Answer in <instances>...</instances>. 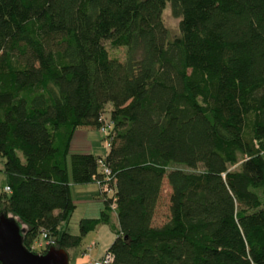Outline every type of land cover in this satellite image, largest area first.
<instances>
[{
    "label": "trees",
    "instance_id": "obj_1",
    "mask_svg": "<svg viewBox=\"0 0 264 264\" xmlns=\"http://www.w3.org/2000/svg\"><path fill=\"white\" fill-rule=\"evenodd\" d=\"M105 120V158L71 152ZM0 155V213L30 250L77 248L116 212L108 264H264V0H0ZM71 182L105 199L78 235L60 234Z\"/></svg>",
    "mask_w": 264,
    "mask_h": 264
},
{
    "label": "rangeland",
    "instance_id": "obj_2",
    "mask_svg": "<svg viewBox=\"0 0 264 264\" xmlns=\"http://www.w3.org/2000/svg\"><path fill=\"white\" fill-rule=\"evenodd\" d=\"M164 20L172 36H178L180 34L179 23L180 19L176 18L168 7L164 11ZM110 55L117 57L120 60L126 58V48L124 47H112L110 43H107ZM111 111V110H110ZM108 109V113L110 112ZM110 121V116L106 117ZM109 124V122H106ZM111 123V122H110ZM75 136L77 140L72 141V145L83 146L82 150H93L97 155L105 158L108 151V142L106 141V132L102 128H78ZM73 148L71 152H73ZM102 163V161H101ZM104 163V162H103ZM105 166V165H104ZM238 168V165L232 166V169ZM106 172V171H105ZM70 177L71 175V164H70ZM7 176L4 171V158L0 155V195L4 192L5 185L7 184ZM97 191H92L91 188H96ZM101 187L99 184H75L71 182V191L76 207L71 212L69 218L64 221L60 226V234L67 231L71 234H80V220L83 218H95L100 217L102 210L105 208V199L100 191ZM112 192V191H111ZM110 195L112 196V193ZM170 193L171 187L167 179L164 183V190L162 193L161 204L158 209L157 222L162 223L169 217L170 207ZM4 194H7L4 192ZM2 194V195H4ZM4 200H0V210L4 209ZM6 201V200H5ZM10 216L14 214L9 212ZM15 216V215H14ZM18 218V217H17ZM19 219V218H18ZM20 221V220H19ZM21 223V227L24 232L26 226ZM118 220L115 213L112 214L111 223H101L95 230L89 232L83 239L81 245L77 248L68 250L70 253V264H93L96 260L103 259L107 254L111 244L117 237ZM52 241H56L55 237L50 234ZM40 242L43 245L40 246ZM47 239L43 236L39 241L35 243V248L32 249L35 253H45L47 250L45 247ZM55 243V242H54ZM51 247V246H50Z\"/></svg>",
    "mask_w": 264,
    "mask_h": 264
},
{
    "label": "water",
    "instance_id": "obj_3",
    "mask_svg": "<svg viewBox=\"0 0 264 264\" xmlns=\"http://www.w3.org/2000/svg\"><path fill=\"white\" fill-rule=\"evenodd\" d=\"M17 216L0 213V262L2 264H70V253L51 246L45 253H35L24 245L23 228Z\"/></svg>",
    "mask_w": 264,
    "mask_h": 264
},
{
    "label": "built area",
    "instance_id": "obj_4",
    "mask_svg": "<svg viewBox=\"0 0 264 264\" xmlns=\"http://www.w3.org/2000/svg\"><path fill=\"white\" fill-rule=\"evenodd\" d=\"M109 125L108 124H106L102 129L103 130H105V132L106 131H108V129H109ZM103 167H104V169H105V171L107 172V173H110V170H109V168H107L106 166H104L103 165ZM107 192H111L110 190H109V188H108V185H105L104 187H103ZM5 190L7 191V192H11V186L8 184L6 187H5ZM112 194H113V192H111ZM110 194V193H109ZM44 238L45 239H47V243H46V245H45V247L46 246H48V245H50L49 243H50V241H49V239H48V235H47V233H45L44 234ZM40 244V246H42L43 245V242H40L39 243ZM114 260V255L111 253V252H107V254L105 255V257L103 258V259H100V260H96L93 264H108V263H110V262H112Z\"/></svg>",
    "mask_w": 264,
    "mask_h": 264
},
{
    "label": "crops",
    "instance_id": "obj_5",
    "mask_svg": "<svg viewBox=\"0 0 264 264\" xmlns=\"http://www.w3.org/2000/svg\"><path fill=\"white\" fill-rule=\"evenodd\" d=\"M82 128H95V127H82ZM78 131V129L75 131L74 133V136L72 138V141L77 140V137L75 136L76 132ZM73 148V152H82V153H93V154H96L93 150H90L89 148H87V150H82L83 146H80V145H77L76 143H74L72 145V142H71V149ZM97 155V154H96ZM90 184H94L95 186L97 185L96 183H90ZM8 185V183L5 185V187ZM92 191H97V187L96 188H91ZM4 192H7L4 188ZM4 192L1 193L0 195V198L2 196V194H4ZM9 194V192H7ZM116 214L117 216V220H118V214L116 212H113ZM118 228H119V221H118Z\"/></svg>",
    "mask_w": 264,
    "mask_h": 264
}]
</instances>
